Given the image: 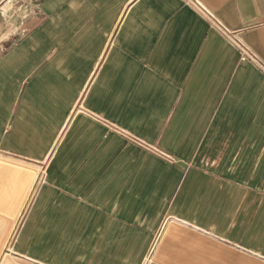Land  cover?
<instances>
[{
  "label": "crops",
  "instance_id": "obj_1",
  "mask_svg": "<svg viewBox=\"0 0 264 264\" xmlns=\"http://www.w3.org/2000/svg\"><path fill=\"white\" fill-rule=\"evenodd\" d=\"M196 1L264 65V0ZM20 221L74 264H264V69L183 0H0V264Z\"/></svg>",
  "mask_w": 264,
  "mask_h": 264
},
{
  "label": "rangeland",
  "instance_id": "obj_2",
  "mask_svg": "<svg viewBox=\"0 0 264 264\" xmlns=\"http://www.w3.org/2000/svg\"><path fill=\"white\" fill-rule=\"evenodd\" d=\"M26 227L25 225L21 224V221L18 223L13 238L16 232H19L20 233V235L18 233L19 240L18 241L15 240L14 242L12 238L10 240L8 239L9 241L6 240L4 242L3 251L1 252V255L3 254V252L6 251L5 247H8L9 245L10 250L13 249L16 252H18L17 255L19 257L16 258L18 264H74L76 259L78 260L83 259L79 256L75 257L73 254L68 255L66 257H64V255L61 254L63 252L62 250L65 248V244H64L65 242L61 241L60 239L58 240V238L62 236L61 234L54 232L51 233L50 236L53 239H51L48 242L41 240L32 241L29 240L30 233L27 234L29 231L27 232L26 230L27 233L24 234L22 233L23 229H25ZM35 228L36 229L42 228V224L36 225ZM36 236H43V235L36 234ZM82 252L86 253V251H82ZM71 253H73V251H71Z\"/></svg>",
  "mask_w": 264,
  "mask_h": 264
},
{
  "label": "built area",
  "instance_id": "obj_3",
  "mask_svg": "<svg viewBox=\"0 0 264 264\" xmlns=\"http://www.w3.org/2000/svg\"><path fill=\"white\" fill-rule=\"evenodd\" d=\"M183 2L190 4L200 14H202L208 22L224 37L228 40L237 51V58L240 61H252L264 69V65L259 63L256 54L251 48L241 39L239 28H229L219 20L215 19L210 12H208L199 2L196 0H183Z\"/></svg>",
  "mask_w": 264,
  "mask_h": 264
}]
</instances>
